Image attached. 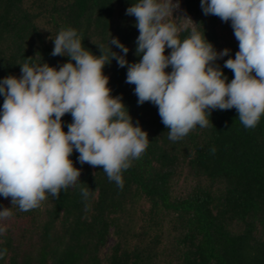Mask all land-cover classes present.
Returning <instances> with one entry per match:
<instances>
[{
	"label": "trees",
	"instance_id": "trees-1",
	"mask_svg": "<svg viewBox=\"0 0 264 264\" xmlns=\"http://www.w3.org/2000/svg\"><path fill=\"white\" fill-rule=\"evenodd\" d=\"M137 2L0 0V80L20 77L25 62L57 69L68 62L50 55L62 28L75 29L97 56L95 44L107 48L117 37L129 49L125 59L139 62L135 17L125 14ZM180 5L218 52L230 49L216 63L231 82L234 74L224 61L239 50L231 22L204 15L201 0ZM103 72L111 95L122 98L133 124L147 133V149L123 171L122 189L101 167L81 165L74 150L69 158L81 175L59 198L46 193L38 208L25 212L0 196V210L12 207L0 235V251L7 250L0 264H264V115L246 129L234 108L213 110L208 127L173 142L158 108L138 105L135 85L126 83L127 66L113 59ZM3 101L0 95V109ZM62 121L67 132L71 115ZM81 189H88L87 199Z\"/></svg>",
	"mask_w": 264,
	"mask_h": 264
},
{
	"label": "clouds",
	"instance_id": "clouds-1",
	"mask_svg": "<svg viewBox=\"0 0 264 264\" xmlns=\"http://www.w3.org/2000/svg\"><path fill=\"white\" fill-rule=\"evenodd\" d=\"M201 8L206 16L231 22L239 42L235 58L224 61L234 74L231 82L216 63L230 49L218 52L191 17L174 16L180 0H138L126 9L139 31V62L125 59L129 49L117 37L111 36L107 48L92 42L101 53L97 56L75 29L62 28L52 39L50 55L67 56L68 62L58 69L25 62L19 64L20 77L0 80V196L25 212L38 208L46 193L59 198L61 189L74 186L81 175L69 158L74 150L81 165L101 167L110 182L123 188V171L149 141L122 98L111 95L103 69L113 59L127 66L126 83L135 85L138 105L150 102L158 108L173 142L197 126L208 127L213 110L234 108L246 129L255 128L264 115V0H201ZM166 49L171 50L167 55ZM65 114L72 117L67 132ZM215 151L213 146L210 152ZM81 195L87 199L90 193L81 189ZM12 207L0 210V221L12 216ZM5 233L0 226V235ZM6 251H0V259Z\"/></svg>",
	"mask_w": 264,
	"mask_h": 264
},
{
	"label": "rangeland",
	"instance_id": "rangeland-1",
	"mask_svg": "<svg viewBox=\"0 0 264 264\" xmlns=\"http://www.w3.org/2000/svg\"><path fill=\"white\" fill-rule=\"evenodd\" d=\"M181 14L186 15V13L183 11V9H182V7L180 5V10L177 11V12H174V16L181 15ZM10 222L7 223L6 221H0V226L8 227L10 225ZM112 244H113V238L110 236L108 238V241H107V247L111 246Z\"/></svg>",
	"mask_w": 264,
	"mask_h": 264
}]
</instances>
